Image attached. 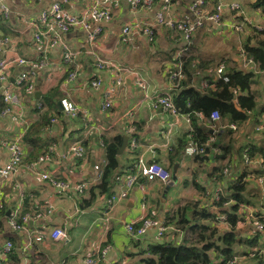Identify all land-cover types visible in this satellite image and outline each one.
Here are the masks:
<instances>
[{
    "label": "crops",
    "instance_id": "0c3cea01",
    "mask_svg": "<svg viewBox=\"0 0 264 264\" xmlns=\"http://www.w3.org/2000/svg\"><path fill=\"white\" fill-rule=\"evenodd\" d=\"M3 1L10 10L7 19L10 25L8 32L3 29L2 23L6 19L0 13V36L10 39V46L6 48L4 54L7 57L21 55L29 59H37L40 55L39 46L33 41L32 33L38 27L37 18L42 8L52 1H60L67 10L78 12L91 2V0ZM190 1L174 0L169 9L170 14L174 16L187 14L194 17L188 8ZM215 1L209 0L207 7L211 8ZM238 1L252 19L264 18L257 10L244 6L246 0ZM160 6L161 0H154V5L150 9L133 10L129 7L127 0H116V3L112 4L111 18L99 23L101 32L94 44H90L86 40L87 31L81 27L72 28L64 33L62 38L65 42L71 48L78 50V56L75 58L79 65L78 73L72 81L66 79L69 65L63 61L62 49L57 45L48 52L49 65L37 71L35 75L34 93L35 91L40 93V90L56 83L66 73L60 83L64 97L71 99L85 110L83 115L88 117L90 125L94 123L111 124L110 128L102 131L89 127L88 132L95 129L97 134L101 135L111 131L114 126L124 128L126 116L123 113L136 103L142 96V91L134 84L132 75L126 74L123 76V84L114 95L111 108L107 111L101 110L100 102L103 92L113 81L115 73L109 68L97 70L88 51L93 48L103 58L127 67L139 68L148 83L150 94H153L154 91L170 90L169 81L166 80L161 69L166 62L173 59L177 49L184 45V39L180 33L160 26L157 28L155 39L152 42L147 41L141 33H134L129 42L120 40V29L125 22L133 19L151 20L154 12ZM231 18L229 13H225L219 23L206 21L193 34L191 50L195 54L201 55L197 65L190 67L192 71L194 68L199 70V74L194 80L195 87L198 89H200L201 78L209 73L214 74L220 61L224 62L227 71L232 67H244L241 43L242 37L250 30L245 33L234 31L229 25ZM157 57H160V60L156 59ZM210 59L212 63L208 67L198 66L199 63ZM24 69H28L25 64L9 65L7 69L9 81L13 82L19 72ZM96 75H100L101 83L98 87H91L88 84V79ZM30 96V94H25L21 101L27 121L31 119L27 115L26 103ZM63 113L66 114L64 111ZM134 120L137 125V148H140L145 161L160 158L163 163H168L166 152L171 150L170 147L175 144L176 134L183 126L189 128V122L184 118L172 115L161 108L154 110L151 107L150 99H144L135 108ZM54 122L57 123L58 120L56 119ZM220 123L223 122L220 121ZM204 124L210 127L208 123L204 122ZM61 126L59 125L58 132L61 131ZM22 131L23 123L18 119L15 111L0 117V166L8 158V150L4 146V141L11 139L19 132L22 133ZM69 141L64 143L60 139L52 143L56 152L49 159L41 161L36 171L29 170L24 164H21L15 172L9 175H0V203L4 204L6 216H9L16 207L22 208L24 197L27 199L29 209L41 212L40 216L31 219L26 228L20 231L13 230L4 216L0 227L2 228L0 229V247L7 239H10L13 252L15 250L20 255L19 264L25 258L31 264H86L85 258L105 245L108 246L106 257L109 261L97 264H133L142 255L144 257L149 255L148 252L141 254L139 250L147 249V243L156 239L155 228H148L145 233L134 237L128 233L125 224L128 221H138L141 216L161 218L159 216L161 212L172 206V203L165 198H161V204H156L151 199L157 195L155 190L157 179L152 181L141 179V184L138 182L134 184L129 189L128 195L115 201L107 214L103 195L94 194V197H91L90 193V186L96 184L99 179L93 165L100 164L102 161L100 159L104 158L102 145L97 139L91 141L89 139L90 156L82 159L80 164H76L74 159H64L62 156L66 152ZM175 166L177 174L188 175L190 166H194V164L192 160L185 162L181 159L173 164V169ZM38 170H55L60 178L68 179L72 184L84 181L86 186L82 192L76 191L73 187L58 190L46 179H41ZM117 188H119V184L115 187V189ZM80 199L91 200L92 204L81 206ZM48 203L52 207L50 212H47ZM150 212L151 214H148ZM106 215L108 216L107 221L105 220ZM55 226H66L69 238L65 240L52 239L49 236V230ZM37 230L44 232V236L39 240L34 238ZM9 255L10 252L1 255L0 263L14 264V260L9 258Z\"/></svg>",
    "mask_w": 264,
    "mask_h": 264
},
{
    "label": "trees",
    "instance_id": "16d2710c",
    "mask_svg": "<svg viewBox=\"0 0 264 264\" xmlns=\"http://www.w3.org/2000/svg\"><path fill=\"white\" fill-rule=\"evenodd\" d=\"M243 5L257 10L264 17V0H246ZM4 19L6 20L2 26L4 31L8 32L9 21L8 18ZM241 44L243 53L253 58V65L228 69L229 78L226 81L212 73L207 74L204 77L211 86L204 91L193 85L191 66L185 67L186 78L180 81L179 87L168 91L172 92L178 110L188 115L189 128L183 126L176 134L175 144L166 152L168 163H163L160 158L149 161L155 160L164 164L171 173L173 164L181 159L185 162L192 160L194 166H190L188 177L181 181L185 189L180 194H169L171 189L177 188L175 183L166 188L168 181L157 179V195L151 199L156 204L162 203L161 198L172 203V206L159 215L166 229L161 238L147 243V249L139 250V253L148 252L149 255H142L133 264H236L244 259L250 260L245 264H264L263 252L255 250V253L250 255L253 247H264V232L256 230L250 223L243 227L236 226L237 220L244 215L245 208L242 204L253 207L255 214L260 215L264 221L261 216L264 210V185H260L256 179L258 175L264 174V127L256 128L264 123V25L260 29L253 28L247 32L242 37ZM76 62L74 60L68 66L67 74ZM211 63L210 59L199 63L198 66L208 67ZM65 74L56 83L40 90L37 98H34L33 91L26 102L27 115L31 119L27 121L20 137L25 151L22 164L35 161L48 151L52 143L60 139L64 143L68 140H80L88 145L89 155L85 157L87 158L91 152L89 139H97L104 149L105 160L95 168L99 179L96 184L90 186V193L91 197H94V194L103 195L107 208L108 197L130 173L141 151L137 147L130 149L127 143L126 150L117 153L125 134L121 126H114L111 131L99 135L95 129L87 131L90 129V120L81 111L75 116H70L58 110L57 100L64 97L60 83ZM233 90L236 91L235 101ZM4 105L0 95V107ZM212 109H217L220 114L216 124L222 121L219 125H225L214 133L204 126L206 120L196 114V111L201 110L208 115ZM53 117L58 120L57 123L51 120ZM230 123H234L236 128L230 127ZM137 124L139 128V122ZM59 125H62L60 132ZM211 136H214L213 140H210ZM189 140L195 141L203 151L187 155L184 148ZM246 148L249 157L254 161L243 160L242 154ZM71 159L80 164L84 158ZM226 162L230 165L228 172L224 173ZM141 179L144 180V177ZM219 183L223 188L219 198L215 199V188ZM250 183L253 185L249 186ZM190 185L193 188L189 194L186 190ZM79 204L86 206L92 204V201L80 199ZM27 211L32 210L28 208L27 199L24 197L20 213ZM223 214L226 215L224 223L220 220ZM4 216L8 222L2 202L0 227ZM134 225L136 227L138 223ZM186 232L187 236L182 234ZM154 254L156 258L152 257ZM238 255L242 258L229 262ZM9 256L14 260V264H19L20 255L15 250H12Z\"/></svg>",
    "mask_w": 264,
    "mask_h": 264
},
{
    "label": "built area",
    "instance_id": "2783aa9c",
    "mask_svg": "<svg viewBox=\"0 0 264 264\" xmlns=\"http://www.w3.org/2000/svg\"><path fill=\"white\" fill-rule=\"evenodd\" d=\"M174 0H161V6L158 8L153 15L151 20H141L133 19L131 21L125 22L120 29V40L122 42H129L132 39L134 33H141L147 39V41L152 42L155 39L157 28L160 26H165L170 29L176 30L180 33L181 37L184 39V45L177 49V52L170 62H166L162 66V72L169 81V89H175L180 86V81L186 78L187 73L185 67L196 66L197 62L200 60V54L194 53L191 50L192 37L194 32L200 28L204 22L210 21L212 23H219L225 13H229L232 18L229 23L231 29L238 32H247L253 28L260 29L264 25V18L260 20L252 19L246 11L243 9L241 3L238 0H216L211 8L207 7L209 0H191L189 2L188 8L194 17H190L187 14L181 16H174L170 14V6ZM128 5L131 9L136 10L138 8L150 9L154 5V0H127ZM116 0H91V2L82 8L78 12H72L64 8L62 2L52 1L47 6L41 9L37 23L38 27L32 33L33 41L39 46L40 55L37 59H29L21 55H14L12 57L5 56L4 52L6 48L10 46V39L6 36H0V95L5 105L0 107V117H3L15 111L16 116L23 123V130L27 126V119L25 117V109L21 104L22 96L25 94H32L35 87V75L40 69H43L49 65L48 52L50 49L59 45L62 49V59L64 62L70 65L75 58L78 56V50L71 48L68 43L62 38V35L75 27H81L87 31L86 40L90 44H94L101 32L100 22L107 21L111 18V8L112 4H115ZM0 13L4 18L9 17V7L3 0H0ZM88 53L92 56L97 70L109 68L115 73L113 81L106 87L103 92L102 99L100 102L101 110H108L113 104L114 95L117 89L123 84V76L126 74H131L133 77L134 84L137 85L141 91L142 96L136 101V103L130 107L127 111L123 113L124 119V132L128 135V146L130 149H136L138 146V140L136 135L137 125L134 120L135 108L144 99H150L151 107L155 110L158 108L169 112L172 115H178L189 122V117L186 113H182L178 110L175 105L172 92L166 90L163 92L154 91L150 94V89L148 83L146 82L142 71L137 67H127L123 64L113 62L106 58L101 57L96 50L91 48ZM243 53V51H242ZM245 68L254 64L253 58L251 56L247 57L243 53ZM25 64L28 69L21 70L19 74L14 78L13 82L8 79V67L11 64ZM79 65L75 63L74 67L69 70L66 79L72 81L78 73ZM199 74V70L195 69L190 73L192 78V83L195 86V77ZM214 75L221 77L223 80H228V74L223 61H220L216 68ZM100 75H96L88 79V84L91 87H98L101 83ZM23 85V86H22ZM15 86V87H14ZM211 86L208 79L202 77L199 83L200 90L204 91L206 88ZM23 91V93H22ZM234 91V101L236 100V91ZM62 110L69 114L70 116H75L78 112L85 113V110L77 105L74 101L67 97L60 99ZM16 107H18L16 109ZM16 109V110H15ZM196 114L206 120L209 126L216 132L220 127H224V124H216V120L220 119V114L217 109H212L208 115L203 111H196ZM52 121H56V118H51ZM264 122V119H263ZM264 123L257 125L256 128L264 127ZM111 124L94 123L90 125V128H95L99 131L110 128ZM230 127L236 128L234 123L229 124ZM21 132L11 139L4 141V146L8 150V158L0 166V175H9L15 172L19 166L22 164L24 151L20 142ZM214 136L210 137L213 140ZM184 151L187 155H192L196 152L203 151V148L198 147L196 142L189 140L186 144ZM56 152L54 145H50L48 151L43 155H40L35 161H31L25 164V167L29 170L36 171L38 164L49 159L52 154ZM88 154L87 146L80 140H71L67 144L66 152L62 155L64 159H69L73 157L85 158ZM61 155V154H60ZM243 160L245 162L254 161L249 155L247 148L243 151ZM229 163H225L223 167V172L227 173L229 168ZM94 168L98 167V164L93 165ZM39 177L41 179H46L51 185H53L58 190H65L74 188L78 192H82L86 186L84 181L72 184L68 179L60 178L55 170H38ZM141 177L145 180L152 181L160 179L164 182L168 181L171 177L170 170L162 163L153 161H145L142 153L139 154L135 164L131 168L130 173H128L122 180L119 188L116 189L107 199L108 205L106 213L112 209L115 201L120 198L126 197L129 193V189L136 184H139ZM257 182L260 185H264V174L258 175L256 177ZM223 185L219 183L215 188L214 198L218 199L219 194L222 191ZM22 194V193H21ZM1 204V203H0ZM245 208L244 215L237 220L236 226L243 227L247 223H250L256 230L264 232V221L260 218V215H256L253 207L250 205H244ZM47 212H50L52 207L47 204ZM21 208L16 207L14 211L8 216V224L13 230H23L26 228L27 223L38 216L41 215L39 210L34 212L27 211L25 213H20ZM264 217V210L261 213ZM105 220H108L106 215ZM221 222H226V215H221ZM138 223L135 227L134 223ZM155 228L156 238H161L166 226L163 219L157 217H146L141 216L138 221H128L125 224V228L128 233L134 237L145 233L148 228ZM44 236V232L37 230L35 232V239L39 240ZM49 236L55 240H65L69 238V233L66 226H55L49 230ZM108 246H102L96 249L93 253L85 258L86 264H97L103 261H109L106 257V251ZM12 250V241L7 239L4 244L0 247V256L6 255ZM258 252L264 253V247H253L251 249L250 255ZM151 255V254H150ZM156 254L152 255L155 257ZM242 258L241 255L234 257L229 262H235L236 259ZM21 264H30L28 259H23ZM113 264V263H112ZM211 264H216L213 262Z\"/></svg>",
    "mask_w": 264,
    "mask_h": 264
},
{
    "label": "rangeland",
    "instance_id": "374dc122",
    "mask_svg": "<svg viewBox=\"0 0 264 264\" xmlns=\"http://www.w3.org/2000/svg\"><path fill=\"white\" fill-rule=\"evenodd\" d=\"M156 59H159L160 60V57L156 58ZM148 61V60H147ZM155 64V63H153ZM126 150V149H125ZM102 161L100 162H103L105 160V152H104V158L103 159H100ZM175 168L176 166L174 167V169L172 170V173H171V179L174 181L175 185L177 186V188H173L170 190V195H174V194H180L182 191H184L185 188H183L184 186H182L183 183H181V181H183L185 178L188 177L187 174H177V172L175 171ZM253 185L252 183L249 184V186ZM192 185L188 186L187 187V190H186V193L189 192V194L191 193V190H192ZM175 206V205H174ZM182 234H186V236L188 235V233H182ZM246 262H250V260L248 261L247 259H244L242 261H240L239 263H236V264H245Z\"/></svg>",
    "mask_w": 264,
    "mask_h": 264
},
{
    "label": "water",
    "instance_id": "95a60500",
    "mask_svg": "<svg viewBox=\"0 0 264 264\" xmlns=\"http://www.w3.org/2000/svg\"><path fill=\"white\" fill-rule=\"evenodd\" d=\"M39 94H40L39 91H35L34 97L35 98L38 97ZM57 107H58V110L62 111V106H61L60 100H57ZM204 126L207 127L209 131L213 132V129L211 127H208L206 125H204ZM127 140H128V135L127 134H124L123 135L122 143H121V145L119 146V148L117 150V153L118 154H120L121 152H123V150L126 148ZM172 183H174V181L172 179L168 180V183H167L166 188H168V186L171 185Z\"/></svg>",
    "mask_w": 264,
    "mask_h": 264
}]
</instances>
